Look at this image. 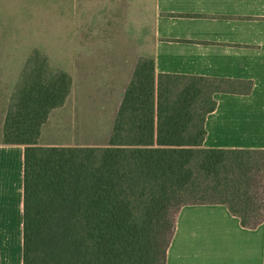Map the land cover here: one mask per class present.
I'll use <instances>...</instances> for the list:
<instances>
[{
	"label": "trees",
	"instance_id": "obj_1",
	"mask_svg": "<svg viewBox=\"0 0 264 264\" xmlns=\"http://www.w3.org/2000/svg\"><path fill=\"white\" fill-rule=\"evenodd\" d=\"M2 142L24 146L23 264H165L185 204L222 203L246 227L264 220V149L206 148L215 92L252 82L156 73L137 60L105 146L42 145L71 76L31 59Z\"/></svg>",
	"mask_w": 264,
	"mask_h": 264
},
{
	"label": "crops",
	"instance_id": "obj_2",
	"mask_svg": "<svg viewBox=\"0 0 264 264\" xmlns=\"http://www.w3.org/2000/svg\"><path fill=\"white\" fill-rule=\"evenodd\" d=\"M96 1L98 5L93 3V7H103L108 2V6L139 9L135 18H127L123 29L126 42L134 45L133 60L124 71L123 51L108 44L97 50L106 56L102 60L105 70L84 74L81 69H64L71 76V92L60 108L64 110L69 104L75 87L84 89L87 83L83 81L89 79L91 87L107 89L103 100L96 92L99 97L72 98L98 104L100 120L108 121L105 134L109 140L137 60L152 58L156 73L251 81V90L246 94H213L216 106L205 116L203 146L264 149V0H93ZM80 3L83 6V0ZM79 50L87 52L81 48L77 54ZM5 113L3 106L0 264H23L24 146L2 142ZM38 141L42 145L105 146ZM165 264H264V220L255 227H246L225 204L182 205L175 216Z\"/></svg>",
	"mask_w": 264,
	"mask_h": 264
},
{
	"label": "rangeland",
	"instance_id": "obj_3",
	"mask_svg": "<svg viewBox=\"0 0 264 264\" xmlns=\"http://www.w3.org/2000/svg\"><path fill=\"white\" fill-rule=\"evenodd\" d=\"M80 1L0 0V114L3 106L7 108L12 103V94L22 82L31 59H45L52 70L75 68L77 72L81 69L84 74H91L106 69V63L102 62L106 56L97 50L110 44L123 51L124 71H127L133 60L134 45L126 42L123 29L127 18L129 21L135 18L139 9L108 6V2L103 7H93V3L98 5L93 0H83L82 6ZM81 48L87 52L79 50L77 54ZM82 83L87 84L83 90L74 88L64 110L58 107L51 111L41 129V143H108L105 134L108 121L100 120L98 104L72 98L76 95L99 97L96 92L103 100L107 89L91 87L89 79Z\"/></svg>",
	"mask_w": 264,
	"mask_h": 264
}]
</instances>
